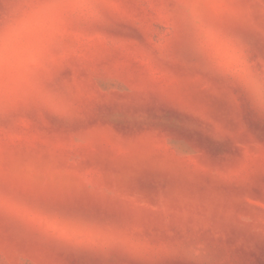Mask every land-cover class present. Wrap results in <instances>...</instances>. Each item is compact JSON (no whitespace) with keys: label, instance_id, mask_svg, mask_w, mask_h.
Wrapping results in <instances>:
<instances>
[{"label":"rangeland","instance_id":"obj_1","mask_svg":"<svg viewBox=\"0 0 264 264\" xmlns=\"http://www.w3.org/2000/svg\"><path fill=\"white\" fill-rule=\"evenodd\" d=\"M0 264H264V0H0Z\"/></svg>","mask_w":264,"mask_h":264},{"label":"snow or ice","instance_id":"obj_2","mask_svg":"<svg viewBox=\"0 0 264 264\" xmlns=\"http://www.w3.org/2000/svg\"><path fill=\"white\" fill-rule=\"evenodd\" d=\"M214 41L213 36L207 37V43L211 47ZM187 54L191 57L192 61L199 65L202 71L209 72L213 75H227L232 76L241 71L236 64V56L234 52H230L225 47L212 48L210 51L211 59L205 56L197 44L189 41L186 45ZM29 211H48L43 208L29 209ZM49 215L52 213L49 211ZM57 224H52L51 227H57Z\"/></svg>","mask_w":264,"mask_h":264}]
</instances>
